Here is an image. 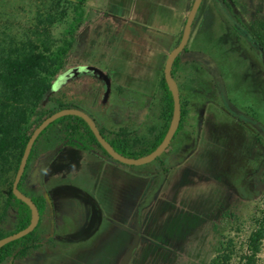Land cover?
<instances>
[{"label":"rangeland","instance_id":"374dc122","mask_svg":"<svg viewBox=\"0 0 264 264\" xmlns=\"http://www.w3.org/2000/svg\"><path fill=\"white\" fill-rule=\"evenodd\" d=\"M45 1L0 0L1 22L10 19L12 26L26 27ZM234 1L233 10L244 21L264 17V0ZM183 2L88 0L67 69L94 65L111 74L113 83L104 105L106 114L123 95V101L133 100L137 116L144 107L148 109L144 125L163 124L158 81L176 41L165 32L158 16L173 17ZM66 25L67 21L57 23L54 35L62 37ZM187 48L190 53L181 54L176 76L189 114L178 139L163 155L169 166L167 175L154 172L155 161L123 164L102 155L79 169H65L67 180L95 194L105 220L91 238L60 243L58 255L40 264H120L137 236L139 244L129 264H208L215 255L218 236L213 226L222 208L233 210L243 220V233L239 236L243 242L254 227V217H262L264 186L256 196L246 198L234 182L240 181L241 174L262 168L263 150L256 147L242 126L244 115H238L239 122L227 115L230 110L243 114L252 109L264 124L262 58L260 63L255 61L214 0H205ZM77 77L57 92L67 101H83L89 106L95 95L101 97L105 82L91 71H82ZM117 86L122 87L121 92ZM210 94L220 99L221 107L205 103V98H212ZM108 96L105 92L102 100ZM7 191V185H0V211ZM147 199L150 201L139 213L137 209ZM89 208V204L79 201L72 204L64 230H76ZM14 213V208H10L7 229L12 228ZM232 264H237L236 257ZM258 264H264V239Z\"/></svg>","mask_w":264,"mask_h":264},{"label":"trees","instance_id":"16d2710c","mask_svg":"<svg viewBox=\"0 0 264 264\" xmlns=\"http://www.w3.org/2000/svg\"><path fill=\"white\" fill-rule=\"evenodd\" d=\"M46 1L38 6L33 21L26 27L12 26L10 19L1 22L2 16L0 17V185L8 186L6 203L0 211V238L25 228L31 221V208L18 199L12 189L30 135L46 117L72 106L63 95L54 91L53 85L57 77L67 69L69 57L75 47L76 33L86 17L88 0ZM222 1L228 4L227 0ZM66 21L63 36H55L54 26ZM251 27V33L259 37L264 47V17L256 19ZM180 39L181 35L178 42ZM180 61L178 56L173 68L175 78ZM158 87L161 91L163 124H151L142 135H134L126 128L120 129L113 141L114 147L120 153L138 157L151 152L162 142L174 109L173 95L166 82L164 70ZM181 98L183 117L177 133L183 128L189 112L188 103L182 94ZM71 119L79 120V129H86L97 141L88 123L74 115L58 118L45 131ZM104 131L101 128V132ZM157 160L160 161L161 157ZM258 178L264 180V164ZM234 184L246 198H252L259 193L254 185L246 183L243 188L238 182ZM35 201L42 215L46 209V198L41 196ZM11 206L15 207L16 218L12 228L7 229ZM218 219L213 226L218 236L215 255L208 264H232L235 257L237 264H258V254L264 239V213L261 218L254 217V227L249 230L244 242L239 241L244 222L238 214L229 208H222ZM37 239L35 228L31 233L1 247L0 264L10 258L26 256L37 247Z\"/></svg>","mask_w":264,"mask_h":264},{"label":"flooded vegetation","instance_id":"af4514ba","mask_svg":"<svg viewBox=\"0 0 264 264\" xmlns=\"http://www.w3.org/2000/svg\"><path fill=\"white\" fill-rule=\"evenodd\" d=\"M214 1L216 5L219 7V9L222 11V13L224 14L231 28L236 32L237 37L245 45H247L249 50L253 53L252 57L255 58V61L260 63V56H261L264 65V47L261 45L259 37H256L254 34L251 33V28H252L251 24L256 19L257 20L260 19V16L254 17L251 21L246 22L239 16V14L236 11L233 10V5L235 2L234 0H227L228 4L224 3L222 0H214ZM193 2L194 0H190L188 6L189 10ZM204 2L205 0H202L193 27L196 26L198 22L199 14L203 8ZM228 17H231V21ZM186 19L187 16L184 21L185 23H186ZM184 26L182 27L179 36L175 39L176 42L175 45H173V48L176 45H178V43L180 42V41L178 42V40L180 35L182 37ZM182 53L184 54L190 53L189 49L187 48V45ZM181 54L179 55L180 59L182 56ZM193 61L195 60L193 59ZM252 63H254V61H252ZM180 64L181 61L179 63V67ZM104 72L109 75L112 86L113 79L111 74L106 71ZM77 76L78 74L72 77V79L69 81L72 82V80L78 78ZM97 77L105 82V88L104 91L102 92L101 97L98 98L95 95V97L97 98L93 97L92 103L89 106H86L83 101L80 102V101L70 100L68 101L72 105L70 107L79 108L84 112L88 113L96 121L100 131L101 128H104L105 131L101 133L112 145L115 134L118 133L119 130L122 128L128 129V131L133 133L134 135H142L143 133H146L150 125L149 126H146V124L144 125L145 122L143 121V117L148 109L144 107L143 109H141L139 116H137L134 107L135 105L133 104V100L127 99L126 101H123L125 100L123 95L119 96V94L117 93L119 97H122V99H120V101H114L112 105V110L106 114V112L104 111L105 110L104 105L108 103V99H109L108 95L110 92L108 93V95H106L108 96L107 99L103 98L102 100V97H104V94L107 90V84L103 77H99L98 75ZM176 80L179 84V88L181 92V84L177 76H176ZM122 87L124 86L122 85ZM117 88L120 92L122 91L120 89L121 86H117ZM205 92H202V95H205ZM210 95L212 96V98L211 97H209V99L205 98L206 99L205 103L215 104L217 107H221L220 99L216 98L215 95L212 94ZM45 103L46 102H44V104ZM230 111L229 113H227V115L231 117L232 120L234 121H238V122L240 121V117L238 118V115L245 116V120L242 126L252 136V140L256 142V147L261 148L264 154V124L260 122L259 118L255 115L254 111L252 109L245 110L243 114L240 113L237 114L236 112H232V111L230 112ZM70 115H74V114H70ZM74 116H78V115H74ZM187 117L183 122V128L178 133L177 131L179 128L177 129L172 141L178 139L179 134L184 129ZM80 123L81 122L77 119H71L70 121L68 120L63 124H57L54 127L48 129L47 131H45L44 129L40 133V135L36 138L33 144L31 153L27 161L25 172L19 182V189L26 195L30 196L35 203H36L35 199H38L41 196L45 197L46 209L42 215L40 213V220L38 225L36 226L37 236H38V239L36 241L37 247L30 250L29 253L22 258H18V259L10 258L6 260L9 261L10 264H14L15 261L18 262L19 264H40L42 261H45L48 258L50 259L51 256L58 255L57 250L60 249V245H59L60 243L62 242L75 243L78 241L87 240L91 238L93 235H95L96 232L103 227V222L105 220L104 210L100 206V203L97 200L95 194L87 190L83 186L78 185L70 180H67L66 177H64L65 175H63L65 169H73V168L79 169L82 167V165L89 163L95 157H99L100 155L104 156L106 159H110V158L115 159L106 151V149L99 142L95 134L94 135L97 141L86 129H79ZM171 143L168 146V148L159 156L161 157L160 161H158L157 158L153 160L156 162V167L154 168V172L157 175H160L161 173L163 175H167L169 171V166L163 160V155L169 153V151L171 150ZM259 174H260V170L258 168L256 172L249 174L248 172H246L245 174H241L240 176L241 179L238 183L242 185L246 183H248L249 185H254L259 189V193H260V191L264 186V180L258 178ZM149 199H147L145 203H143V205L137 209L139 213L141 212L144 205H146V203L150 201ZM78 201L89 204L90 206L89 214L86 215L85 220L79 224L76 230L74 231L64 230L63 223L65 217H68L70 214L69 213L70 206H72V204L76 205ZM10 208H14L15 210V207L13 206H11ZM15 218H16V214L14 213L13 220ZM138 219L140 222V217H138ZM139 222H137V224L135 225L136 232L137 229L139 228L138 226ZM134 240L135 238L133 239V242ZM133 242L131 243V245L133 244ZM136 248L134 249L133 254Z\"/></svg>","mask_w":264,"mask_h":264},{"label":"water","instance_id":"95a60500","mask_svg":"<svg viewBox=\"0 0 264 264\" xmlns=\"http://www.w3.org/2000/svg\"><path fill=\"white\" fill-rule=\"evenodd\" d=\"M202 0H194L189 12L187 13V19L184 26L183 34L181 37L180 42L178 45H176L168 54L166 64L164 67V76L166 79V82L168 84V87L170 91L172 92L173 99H174V109H173V116L169 125V128L162 140V142L151 152L144 154L139 157H132L124 155L120 152H118L114 146L103 136L101 133L96 121L86 112L79 108H73V107H67L63 108L61 110H58L51 114L50 116L46 117L33 131L30 139L27 142V145L25 147L19 168L17 170L15 179L13 181V193L15 196L28 204V206L31 208L32 211V217L30 223L23 229H20L17 232H14L12 234L6 235L2 238H0V248L6 245L7 243L14 241L16 239H19L29 233H31L36 226L39 223L40 220V211L37 206V204L34 202V200L23 193L19 189V182L25 172L27 161L29 158V155L31 153L33 144L36 140V138L40 135V133L46 129L52 122L57 120L58 118L65 116V115H78L85 119L89 126L91 127L92 131L98 138L99 142L102 144V146L106 149V151L115 159L126 163V164H145L148 162H151L158 158L170 145L177 129L180 126L181 118H182V101H181V92L179 88V84L174 77L173 74V67L174 62L176 58L185 50L186 45L188 44V41L191 36L192 27L197 15V12L201 6ZM82 71H91L94 74L98 75L99 77H103L107 84V90L106 95L110 92L111 89V81L108 74H106L102 69H100L97 66L94 65H76L71 67L69 70L64 71L61 73L57 79L54 82L53 88L54 90H58L61 88L66 82L72 79V77L76 76ZM139 236H137L133 242V244L130 246V248L125 253L124 257L122 258L120 264H129L131 256L133 254L134 249L138 245L139 242Z\"/></svg>","mask_w":264,"mask_h":264},{"label":"crops","instance_id":"0c3cea01","mask_svg":"<svg viewBox=\"0 0 264 264\" xmlns=\"http://www.w3.org/2000/svg\"><path fill=\"white\" fill-rule=\"evenodd\" d=\"M189 3H190V0H184L182 7L179 9V11L175 12L173 17L171 18H165L166 19L165 20L163 16L161 15L158 16L159 19L161 20L158 22L163 28H165L164 29L165 32L172 37L173 41H175V39L179 36L182 30V25L187 15L186 10L189 6ZM119 85L122 86V83H119Z\"/></svg>","mask_w":264,"mask_h":264}]
</instances>
